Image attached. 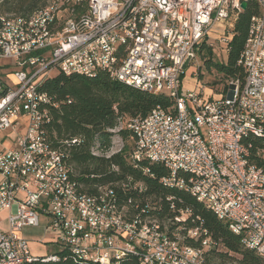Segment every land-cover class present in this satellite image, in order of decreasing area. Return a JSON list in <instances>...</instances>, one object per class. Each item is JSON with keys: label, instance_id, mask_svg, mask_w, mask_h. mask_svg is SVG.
I'll return each instance as SVG.
<instances>
[{"label": "built area", "instance_id": "built-area-1", "mask_svg": "<svg viewBox=\"0 0 264 264\" xmlns=\"http://www.w3.org/2000/svg\"><path fill=\"white\" fill-rule=\"evenodd\" d=\"M243 1L48 0L30 15L0 10V131L15 133V145L0 150V264L61 257L93 264H122L131 257L137 264H211L207 251L218 247L202 236L208 233L202 226L187 233L201 239L199 246L185 242L183 225L173 227L184 222V210L175 222L151 214L161 207L152 197L141 204L143 180L128 176L87 190L68 164V151L54 148L47 134L51 106L58 104L42 85L58 72L104 71L143 91L168 94L169 109L157 106L126 123L135 139L130 159L162 164L168 171L160 179L164 187L195 196L264 257V169L251 160L253 144L247 142L264 137V0H256L259 13L239 60L244 81L235 79L220 96L207 95L201 85L183 86L189 69L196 76L202 46L212 44L219 27L228 46ZM124 127L120 119L108 128L111 145H94L92 154L111 159L123 153ZM111 169L120 172L118 165ZM42 215L60 254L31 252L22 231L39 226Z\"/></svg>", "mask_w": 264, "mask_h": 264}, {"label": "trees", "instance_id": "trees-1", "mask_svg": "<svg viewBox=\"0 0 264 264\" xmlns=\"http://www.w3.org/2000/svg\"><path fill=\"white\" fill-rule=\"evenodd\" d=\"M48 0H0V7L4 13L13 12L18 15H30L44 7ZM247 8L242 11L234 22L233 38L228 44V58L226 63H219L213 59V45L204 43L200 52L201 63L204 61L207 69H215L227 81V88L235 79L244 81L246 72L239 63L249 34L251 19L259 13V4L256 0H247ZM58 104L51 106L53 120L48 126L47 134L54 148L68 151L67 161L75 172L79 169L78 178L84 182L89 192L95 191L96 185L108 184L118 179L133 176L136 180H143L147 186L142 195L141 204H146V198L152 197V203L159 206L156 211H149L159 219L181 215L184 210V222H175L173 227L183 225L185 242L199 246L201 239L187 236L188 230L202 226L208 231L203 237L209 236L218 242V247L207 251L208 261L211 264H264V257L257 251L245 247L242 236L234 233L229 224L208 208L202 201L187 191L175 188H166L160 179L167 175V169L160 163H150L148 160H139L136 164L130 159L135 139L126 123L130 118H145L157 106L169 109L173 105L172 98L166 93L152 94L123 82L113 79L107 72L100 71L96 75L71 74L58 72L48 78L42 85ZM125 123L121 135L128 144L123 153L111 159L97 157L92 154L94 145L108 148L111 145L112 133L108 128ZM81 141L72 142L74 138ZM132 140L129 143V140ZM68 141V142H67ZM252 142L251 160L264 169V137L250 138ZM118 165L120 172L112 171V165ZM150 169L144 174L143 169ZM77 173V172H76ZM153 175V176H152ZM172 195L173 200L167 197ZM174 204L175 208H171ZM181 230V229H180ZM63 255V253H61ZM36 264H93L87 261L76 262L72 258L61 257L58 261L38 262ZM122 264H137V258L125 259Z\"/></svg>", "mask_w": 264, "mask_h": 264}, {"label": "rangeland", "instance_id": "rangeland-1", "mask_svg": "<svg viewBox=\"0 0 264 264\" xmlns=\"http://www.w3.org/2000/svg\"><path fill=\"white\" fill-rule=\"evenodd\" d=\"M2 12H5L3 7H0ZM8 14H16L13 12H8ZM222 27L217 29V32L212 34V37L209 38L210 43L213 44V59L219 63H226L228 58V46L225 43L224 32ZM5 61H1L3 63ZM196 71V76H193L192 71L189 69L184 77L183 86L185 89L198 88L199 85L204 87L205 93L212 96H220L224 94V90L227 87L228 80H222V75L217 74L215 69H207L205 62H200V66ZM196 78L199 83H196ZM229 87V86H228ZM228 89V88H227ZM228 91V90H227ZM132 140H129V143ZM128 144V142H127ZM76 172L79 173V169H76ZM7 213V212H5ZM5 213L1 215L2 220V229H7V215ZM48 223L44 221L42 217V224L39 227L29 226L23 229V234L30 240V249L34 255L39 256H48L52 254H60V248L57 244L52 243H43L49 239L50 235L46 232L45 227Z\"/></svg>", "mask_w": 264, "mask_h": 264}, {"label": "crops", "instance_id": "crops-1", "mask_svg": "<svg viewBox=\"0 0 264 264\" xmlns=\"http://www.w3.org/2000/svg\"><path fill=\"white\" fill-rule=\"evenodd\" d=\"M15 133L14 132H11V131H7V132H1L0 131V150L2 149H5V148H9L11 146H14L15 145ZM5 213V212H4ZM8 215V212L5 213V216ZM42 217H44V221L46 222L47 217L42 215L41 216V220H40V224L39 226L42 224ZM7 219V217H6ZM37 226V227H39ZM7 229H8V221H7ZM45 230H46V227H45ZM25 236V235H24ZM26 237V236H25ZM27 238V237H26ZM28 239V238H27ZM29 240V239H28ZM30 241V240H29ZM52 242V239L51 237H49L48 240L46 241H43V243H51ZM39 256V255H38Z\"/></svg>", "mask_w": 264, "mask_h": 264}, {"label": "water", "instance_id": "water-1", "mask_svg": "<svg viewBox=\"0 0 264 264\" xmlns=\"http://www.w3.org/2000/svg\"><path fill=\"white\" fill-rule=\"evenodd\" d=\"M247 5H248V3L246 1H243L241 3V7L243 8V10H245L247 8Z\"/></svg>", "mask_w": 264, "mask_h": 264}]
</instances>
